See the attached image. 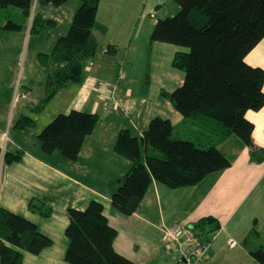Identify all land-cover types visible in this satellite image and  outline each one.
Returning <instances> with one entry per match:
<instances>
[{"label": "trees", "instance_id": "1", "mask_svg": "<svg viewBox=\"0 0 264 264\" xmlns=\"http://www.w3.org/2000/svg\"><path fill=\"white\" fill-rule=\"evenodd\" d=\"M68 1L0 0V7L17 8L26 19L35 2L59 7ZM79 1L68 32L58 38L51 53L39 56L49 89L43 103L67 84L80 83L84 63L97 52L94 31L101 28L96 22L100 0ZM173 1L179 11L156 22L150 42L184 49L172 61V66L184 73L183 82L164 95L194 129L195 140L173 137L171 122L159 117L150 121L141 136H133L129 130L118 134L114 150L131 166L111 193V204L123 216L138 210L153 182L171 189L192 187L228 168L230 162L219 145L230 136L238 137L253 159L264 160V150L256 146L252 137L253 124L245 118L247 111H259L264 105V70L245 62L247 54L264 40V0ZM41 21L39 14L33 15L30 33L41 32ZM3 28L20 31L22 26L7 21ZM97 122L96 114L76 110L57 115L37 135L42 153H59L65 160L75 161ZM33 123L30 117H23L17 125L23 128ZM149 149L154 153L150 154ZM20 159L21 154H2L0 149V164ZM28 207L44 217L50 214L49 207L32 202ZM67 218V264H136L115 251L117 231L109 225L100 202H90L83 211L68 209ZM219 228L215 218L206 217L192 231L210 242L209 236ZM251 236L257 233L253 231ZM51 244L35 224L0 208V264H24L23 252L36 255ZM245 245L252 258L264 264V247L251 246L249 239Z\"/></svg>", "mask_w": 264, "mask_h": 264}, {"label": "crops", "instance_id": "2", "mask_svg": "<svg viewBox=\"0 0 264 264\" xmlns=\"http://www.w3.org/2000/svg\"><path fill=\"white\" fill-rule=\"evenodd\" d=\"M174 4L173 0H100L96 22L105 31L102 33L100 28L94 31V35L102 53L97 55L94 68L90 69L89 63L87 72L94 74L97 66L108 59V54L115 55L122 49H135L141 29L144 28V33L149 29V33L158 20L164 19L161 17L169 15L171 9L175 11ZM79 6L78 1L69 0L57 9L62 10L65 18L60 23L59 34L52 38L53 47L58 38L68 32ZM152 21L151 25L149 22ZM54 22L52 25L55 28L60 26L56 20ZM22 32L23 30L19 31L20 34ZM183 50L179 49L176 53ZM245 62L264 70V40L247 54ZM40 68L37 73L44 79L43 86L48 92L46 72L42 66ZM102 69L105 67L102 66ZM69 84L54 96L66 90ZM116 88L112 89L113 92ZM14 90L15 88L5 92L9 97L0 90V149L2 154L19 153L21 159L10 164H0V208L32 222L52 241L51 246L39 254L23 252L24 264H67L64 260L69 245L65 236L68 226L67 210L83 211L92 201L103 205L109 225L117 231L113 244L115 251L136 264H177L174 257L164 252V227L179 224L191 230L200 219L206 217L215 218L220 228L209 236L211 251L203 264H258L249 254L245 240L249 239L251 246L264 247V160L253 159L238 137L230 136L219 145V150L230 162L228 168L205 177L192 187L171 189L153 182L138 210L131 216H123L111 204V193L131 166L127 159L114 150L118 134L123 130H130L133 136H141L150 121L159 117L169 120L174 130L176 126L182 125L181 127L186 128L183 136L188 135L195 140L191 125L177 111H154L153 108L146 107L145 103L141 105V102V114L133 116L124 113L121 119H116L113 113L119 110V106L113 99L114 94H111L107 97L118 108L111 111L108 120L115 124L111 131L105 127L101 134L99 104L95 103L88 112L69 101V112L76 110L96 114L98 122L94 131L84 139L78 158L68 161L59 153L49 156L42 153L34 141L40 132L29 133L26 137H10L11 129L23 132L35 123L19 128V120L28 116L22 112L8 116L10 108L16 105ZM27 94L29 97V93ZM164 94L162 96L168 100ZM245 118L253 124L252 137L256 146L264 150V105L259 111H247ZM30 202L36 203L38 207H49V216H42L37 209L30 210ZM253 231L257 233L256 237L251 236ZM197 237L201 242H206Z\"/></svg>", "mask_w": 264, "mask_h": 264}, {"label": "rangeland", "instance_id": "3", "mask_svg": "<svg viewBox=\"0 0 264 264\" xmlns=\"http://www.w3.org/2000/svg\"><path fill=\"white\" fill-rule=\"evenodd\" d=\"M73 1H78L80 4L79 0ZM174 5L175 11L171 9L169 15L161 18L175 16L179 7L177 4ZM59 7L50 4L40 5L35 2L31 14L26 19L17 8L0 7V90L5 93L7 90L12 91L17 86L20 92L29 93L30 96L27 100L20 99L17 101L18 103H15L17 106L14 105L10 108L8 116H12V113L16 115L18 112H22L35 122L34 126L25 128L23 132L11 129L10 137L14 135L26 137L29 133L38 134L58 114L69 113L71 108L69 101L74 103V106H79L81 110L88 112L91 111L95 103H98L99 118L102 120L99 133L102 134L105 127L111 131V127L115 123L108 119H110L111 111L118 108L115 102L107 97L111 94H114L113 99L119 106V110L113 113L116 119H121L124 113L133 114V116L141 114L140 102L141 105L145 103L146 107L153 108L154 111L160 109L164 110L165 113H168L169 109L176 111L162 95L165 92L170 93L183 82L184 73L172 66L176 51L182 47L161 42H151L150 44V32L154 27L149 33V29L144 33V28H142L137 37L135 49H122L118 50L115 55H106L108 59L99 67H95L96 71L91 74L87 72L88 65L91 63L90 69H92L97 63L95 62L96 57L102 53L101 47L98 48L96 54L84 64L82 81L70 83L66 90L43 103L48 92L43 86L44 79L37 73L41 69L39 56L51 53L52 38L54 35L57 36L61 30L62 24L60 23L65 16L62 10H57ZM35 14H39L43 18V21L40 22L43 27L40 28L39 34L30 33L32 17ZM50 20H56L60 26L55 28L53 23H49ZM7 21L21 25L22 34L19 31L4 29ZM153 22L149 23L152 25ZM102 66L105 67L104 70ZM113 88H116L115 93ZM5 96L9 97L8 94ZM15 106L16 108H14ZM104 106L109 109L104 108ZM174 124L177 125L178 123ZM181 126L175 127L173 137L192 140V137L188 135L183 136L182 133L186 131V128ZM130 133L132 134V132ZM34 141L40 147L38 138H34ZM149 153L153 154L154 151L149 149ZM192 232L194 233V231Z\"/></svg>", "mask_w": 264, "mask_h": 264}, {"label": "built area", "instance_id": "4", "mask_svg": "<svg viewBox=\"0 0 264 264\" xmlns=\"http://www.w3.org/2000/svg\"><path fill=\"white\" fill-rule=\"evenodd\" d=\"M26 92H20L15 87L14 103L20 99H27ZM164 252L174 257L177 264H203L211 251V241L201 242L188 228L179 224L164 227L162 231Z\"/></svg>", "mask_w": 264, "mask_h": 264}, {"label": "water", "instance_id": "5", "mask_svg": "<svg viewBox=\"0 0 264 264\" xmlns=\"http://www.w3.org/2000/svg\"><path fill=\"white\" fill-rule=\"evenodd\" d=\"M189 228H191V227H189Z\"/></svg>", "mask_w": 264, "mask_h": 264}]
</instances>
